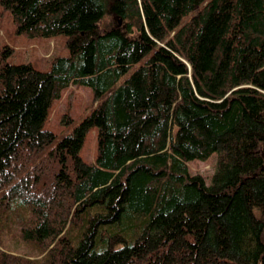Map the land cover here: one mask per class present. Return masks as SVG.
Returning a JSON list of instances; mask_svg holds the SVG:
<instances>
[{
    "label": "trees",
    "instance_id": "1",
    "mask_svg": "<svg viewBox=\"0 0 264 264\" xmlns=\"http://www.w3.org/2000/svg\"><path fill=\"white\" fill-rule=\"evenodd\" d=\"M0 2L69 51L48 72L0 51V264H264V0ZM76 84L96 105L57 140ZM14 230L39 259L2 248Z\"/></svg>",
    "mask_w": 264,
    "mask_h": 264
},
{
    "label": "rangeland",
    "instance_id": "2",
    "mask_svg": "<svg viewBox=\"0 0 264 264\" xmlns=\"http://www.w3.org/2000/svg\"><path fill=\"white\" fill-rule=\"evenodd\" d=\"M119 25L122 23L119 22ZM68 37L58 35L52 38L28 37L17 33L9 9L0 2V51L5 61L12 65L30 64L36 71L48 72L51 61L56 58L68 57ZM96 105L95 93L92 88L83 85H71L59 99L53 100L48 108L43 127L52 132L56 139L70 135L74 128L90 114ZM81 159L92 164L97 155L96 129L91 128L85 135L79 151ZM216 154L205 161L192 160L188 163L189 174L200 175L206 184L214 173ZM15 231V230H14ZM2 248L13 254L39 259L40 256L25 246L18 238L17 232L3 240Z\"/></svg>",
    "mask_w": 264,
    "mask_h": 264
}]
</instances>
